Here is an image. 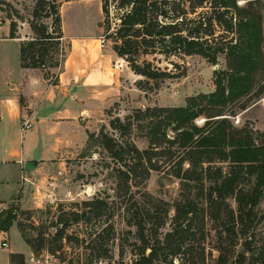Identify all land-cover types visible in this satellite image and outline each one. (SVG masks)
Returning a JSON list of instances; mask_svg holds the SVG:
<instances>
[{
	"label": "trees",
	"instance_id": "trees-1",
	"mask_svg": "<svg viewBox=\"0 0 264 264\" xmlns=\"http://www.w3.org/2000/svg\"><path fill=\"white\" fill-rule=\"evenodd\" d=\"M62 1L70 0H35L28 19L32 35L23 38L19 35L22 13L11 2L0 0L10 20L8 37L20 39V66L41 69L47 78L50 70H57L50 81L54 85L59 84L71 46L64 31ZM110 1L102 0L106 16ZM114 1L122 12L110 35L113 49L145 78L136 81L139 89L148 92L171 77L148 56L170 59L196 54L216 65L224 55L226 67L215 69L213 91L189 96L185 105L139 108L124 118L113 117L109 122L113 132L105 124L99 132L88 131L81 157L94 147L108 153L115 164V191L124 204L127 228L117 229L108 200L93 198L73 203L74 209L60 215L56 231L39 237L27 234L17 213L5 208L0 212V231L17 223L35 256L52 244L51 252L61 254L57 256L69 264H111L116 245L117 264H264V229H258L264 218L258 212L264 195V130L233 122L237 108L245 110L248 100L264 94V0ZM141 56L146 58L142 62ZM200 117L206 119L203 125L196 122ZM135 132L148 139L147 148L138 146ZM218 162H229L230 169L224 172L213 165ZM163 163L164 171L169 169L165 172L182 180L186 194L172 205L165 200L156 204L145 190L144 198H137L133 187L143 188ZM205 180L210 181L208 188ZM171 210L172 228L164 233ZM206 212L220 222L215 234L217 255L205 245ZM92 221L98 223L96 229L85 231L83 225ZM73 245L69 260L67 249ZM127 253L130 261H125ZM10 263L28 264L23 253H11Z\"/></svg>",
	"mask_w": 264,
	"mask_h": 264
},
{
	"label": "rangeland",
	"instance_id": "rangeland-1",
	"mask_svg": "<svg viewBox=\"0 0 264 264\" xmlns=\"http://www.w3.org/2000/svg\"><path fill=\"white\" fill-rule=\"evenodd\" d=\"M17 7L22 13L24 20L20 23L19 35L28 37L32 35L28 19L31 17L35 0H7ZM244 3L245 0H241ZM117 2L111 0L109 3V15L106 16L102 9V0H70L62 1L61 14L63 18L64 31L67 39L71 43L68 50L69 55H76L77 51L72 46V41L81 36H93L97 38V47L90 51L96 55L105 53L108 65H112V59L108 53H114L113 44L114 38L110 35L116 30L120 22L119 14L122 12L117 7ZM5 6H0V89L4 92L18 91V88H23L24 94L31 93L30 90L35 89L37 92L44 91L46 88L43 83H35L29 80L32 74H36L37 69H22L20 66V39H10L3 33L9 32L10 20L7 17ZM264 13V6L262 7ZM103 23V27L100 26ZM110 27L107 30V27ZM105 38V46H101L100 39ZM104 55V54H103ZM102 57V59H104ZM101 59V58H100ZM146 59L144 56L139 58L142 62ZM155 65L167 69L171 73V77L161 80L157 87L145 92L138 88L136 81L145 79L142 75L135 74L129 67L128 62L122 60H113L114 65L118 66L123 77V88L118 101H112L108 108L102 112L97 107L95 101L89 102L87 107L92 110L90 121L83 124L82 127L89 129L91 132H99L103 124L107 125L108 130L113 132L109 122L113 117L120 116L124 118L131 114L134 110L144 107L153 106H181L186 104L189 96L199 93H209L215 89V65L209 62L206 58L200 55H176L170 59L165 56L157 55L148 56ZM67 60V59H66ZM218 65L220 68L226 67V58L220 55ZM32 71V72H31ZM45 78L51 81L54 78L57 70L52 69L47 78L45 72L40 70ZM11 81L16 87L6 84ZM51 83V82H50ZM152 83V82H151ZM146 87L151 84L144 83ZM32 95V93H31ZM34 95V94H33ZM36 95V94H35ZM34 95V96H35ZM248 106L245 110H239L237 107L236 115L233 116V122L236 126L241 127L248 125L255 130H264V94L260 97L251 98L247 101ZM23 106V103H22ZM238 113V114H237ZM239 117L240 121L236 122L235 118ZM206 119L200 117L196 120L198 125H203ZM23 124V123H22ZM85 133V130L83 134ZM80 134H76L77 141H80ZM81 134V135H83ZM170 135H175L169 131ZM133 138L138 146L142 149L149 145L148 139L142 137L138 132L133 134ZM86 144L74 156L64 157L59 160L40 162L34 169V175L29 187L25 192L21 191L7 203L6 209H13L17 213L18 220L22 223L23 230L32 237H39L42 232L51 234L56 231L58 219L63 212H69L74 209L73 203L82 202L86 199L104 198L108 200L115 210L111 220L116 224L117 229L127 228L125 223V209L120 205V198L116 195V172L115 164L108 153L101 148L94 147L87 156L81 157V153L85 150ZM72 151V150H71ZM74 151L71 152L73 154ZM164 162V156L161 163ZM37 164V163H36ZM213 165L222 167L224 172L230 169L229 162H218ZM185 167H188L186 164ZM168 167L165 168V171ZM164 171V163L162 169L153 170L147 179L144 187L134 186L133 191L136 192L137 198H144L143 192L148 191L154 198L156 204L159 200H164L172 205L175 201L182 198L186 194L181 179L174 177L170 172ZM10 176H14L11 171ZM30 179V178H29ZM30 181V180H28ZM10 182H13L10 181ZM205 187L210 185L209 180H205ZM140 189V190H139ZM196 189L193 190L195 193ZM4 196L5 192H3ZM230 204L236 207L237 204L233 197L229 199ZM259 217L264 216V195L258 206ZM174 215V210H171L167 224L162 228L165 233L172 228L171 217ZM17 225V223H15ZM220 224L212 218L210 212L205 214V233L207 238L205 245L209 250H212L214 255H217L215 250L216 245V229ZM98 223L92 221L87 226L83 225L85 231L95 230ZM18 227V225H17ZM15 225L10 228V233H5L1 238L5 240L8 248H15L28 254L31 250L21 235L19 227ZM87 227V228H86ZM81 229V228H80ZM258 229H264V218L259 223ZM1 243V242H0ZM2 247V246H0ZM47 247L53 248L52 244ZM43 249L42 253L35 256L33 253L32 264H69L62 262L60 257L53 254L51 249ZM69 251V260L73 255L74 245L67 249ZM60 253V252H58ZM126 260L130 261L131 254H126ZM34 261V262H32ZM68 261V260H67ZM119 261V245H116L113 250V259L111 264H117ZM177 264V263H176Z\"/></svg>",
	"mask_w": 264,
	"mask_h": 264
},
{
	"label": "crops",
	"instance_id": "crops-1",
	"mask_svg": "<svg viewBox=\"0 0 264 264\" xmlns=\"http://www.w3.org/2000/svg\"><path fill=\"white\" fill-rule=\"evenodd\" d=\"M96 40L93 36L79 35L72 41L77 54H70L67 58L59 84L50 83L41 69L21 67L37 69L36 74L28 79L47 85L46 89L40 92L30 90L32 95H25L23 88H18L17 92L0 89V193L5 192L0 196V212L16 194L25 192L40 162L74 156L83 148L90 131L82 127L90 121L89 102L95 101L102 112L112 101L120 99L123 77L113 60L126 61L116 52L108 53L112 59V65H108L107 58L103 57L105 53L98 56L90 51L97 47ZM9 84L11 88L16 87L11 81L6 86ZM25 120L31 122L28 129L23 128ZM79 133L83 135L80 134L81 139L77 141L76 134ZM11 171L14 176H10ZM5 233H10V229L0 231V242ZM8 246L0 247V264H11V253H23ZM24 255L27 263L32 264V250Z\"/></svg>",
	"mask_w": 264,
	"mask_h": 264
},
{
	"label": "built area",
	"instance_id": "built-area-1",
	"mask_svg": "<svg viewBox=\"0 0 264 264\" xmlns=\"http://www.w3.org/2000/svg\"><path fill=\"white\" fill-rule=\"evenodd\" d=\"M100 44H101L102 47L105 46V38H101L100 39ZM235 121L239 122L240 121L239 117H236ZM30 127H31V122L28 121V120H25L24 123H23V128L24 129H28ZM7 245H8V243L5 240L1 241V243H0V246H2V247H5Z\"/></svg>",
	"mask_w": 264,
	"mask_h": 264
},
{
	"label": "water",
	"instance_id": "water-1",
	"mask_svg": "<svg viewBox=\"0 0 264 264\" xmlns=\"http://www.w3.org/2000/svg\"><path fill=\"white\" fill-rule=\"evenodd\" d=\"M220 67H219V65L218 64H216L215 65V69H219Z\"/></svg>",
	"mask_w": 264,
	"mask_h": 264
}]
</instances>
